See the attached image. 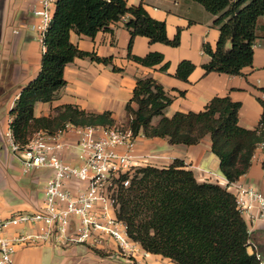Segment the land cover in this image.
<instances>
[{
    "label": "trees",
    "instance_id": "1",
    "mask_svg": "<svg viewBox=\"0 0 264 264\" xmlns=\"http://www.w3.org/2000/svg\"><path fill=\"white\" fill-rule=\"evenodd\" d=\"M192 1L215 17L214 26L220 32L215 48L204 45V53L210 57V62L202 66L205 74L243 75L244 69L253 66L256 25L264 18V0ZM125 19L130 33L128 60L168 73L170 63L162 54H132L136 37L148 38L153 44L180 46V32L170 40L166 23L153 19L142 2L130 6L127 0H59L46 34L41 71L22 89L10 112L11 132L21 150L38 131L54 136L66 125H117L111 112L89 113L74 105L58 107L42 117H35L34 110L37 103H50L57 97L67 84L65 69L76 59L90 58L123 73L113 58L82 51L71 35L93 39L100 32H113L114 25ZM195 69L194 63L183 60L174 77L189 82ZM261 92V120L256 129L247 130L239 126L242 105L228 96L213 98L201 112L167 117L165 111L173 100L164 86L153 77L137 78L125 107L129 117L125 126L146 139H168L170 145L198 146L209 136L212 154L219 159L220 171L230 184L248 173L256 149L264 145V89ZM155 117L160 121L153 125ZM118 203V217L126 223L128 236L149 254L174 264H262L257 246L252 245L253 253L249 251L251 234L233 192L218 182L200 183L182 160L164 168L139 167Z\"/></svg>",
    "mask_w": 264,
    "mask_h": 264
},
{
    "label": "crops",
    "instance_id": "2",
    "mask_svg": "<svg viewBox=\"0 0 264 264\" xmlns=\"http://www.w3.org/2000/svg\"><path fill=\"white\" fill-rule=\"evenodd\" d=\"M127 2L130 6L142 2L153 19L165 22L170 40H174L180 32V46L176 48L153 44L145 37H136L132 46V54L137 57H145L149 53L162 54L165 61L170 63L168 73L160 72L159 67L150 69L128 60L130 33L125 28L127 19L114 25L113 32H100L93 39L72 33V42L82 51L96 53L102 58H113L114 64L124 72H113L90 58L76 59L65 69L66 86L52 102L37 103L35 117L49 116L58 107L74 105L89 113L111 112L118 124L125 125L129 120L125 107L133 96L136 79L153 77L164 86L173 100L165 111L167 117L176 113L201 112L213 98L228 96L233 102L242 105L239 126L247 130L258 127L263 114L258 98L263 97L261 90L264 89V18H260L256 25L252 67L244 69L241 76L206 75L202 66L210 62V57L204 53V45L215 48L220 36L218 28L214 26L213 15L192 0ZM39 5V0H0V219L9 218L16 212L39 210L44 201L46 182L52 175L51 171L45 169L25 174L18 155L12 150L9 137L12 136L10 125L13 121L10 112L22 89L36 79L41 71L44 50L38 40V33L32 30L33 25L40 23V19L34 15ZM16 31L19 33L16 34ZM183 60L196 65L189 82L174 77ZM159 121L160 117H155L152 124L156 125ZM62 140L71 145L60 153L62 159L78 164L75 148L77 135L70 131ZM134 155L140 167L154 159L168 161V165L179 159L194 172L200 183L218 182L225 186L227 182L220 171L219 159L212 154L209 136L198 146L170 145L168 139L140 137ZM148 158L149 161H145ZM263 161L264 149L258 147L251 168L239 181L264 193ZM245 220L251 234L250 252L253 253V246H257L264 264V222ZM22 230L12 229L6 235L12 237ZM109 246L102 252L110 256L104 258L92 248L78 246L82 247L81 253L85 257L72 264H174L162 256L147 253L139 244L134 256H124L118 253L114 244ZM42 251V248H19L14 259L18 264H42ZM78 251L72 249L66 253L68 257L61 264H66L70 256L78 254ZM60 254V251L52 252L53 258Z\"/></svg>",
    "mask_w": 264,
    "mask_h": 264
},
{
    "label": "built area",
    "instance_id": "3",
    "mask_svg": "<svg viewBox=\"0 0 264 264\" xmlns=\"http://www.w3.org/2000/svg\"><path fill=\"white\" fill-rule=\"evenodd\" d=\"M58 1L39 0L40 5L34 10L40 23L33 25L32 30L38 33L44 51ZM70 131L78 137L75 146L78 164L68 163L60 155L71 147L62 140ZM9 137L25 174L45 169L52 175L46 182L39 210L16 212L0 219V264H18L14 256L19 248L42 246L56 250L75 246L106 249L114 244L119 254L134 256L138 243L128 236L126 223L118 217V200L140 167L134 153L142 135H135L125 125L83 128L66 125L54 136L43 131L34 133L22 150L13 135ZM258 147L264 149L263 144ZM225 185L233 192L245 219L264 222L263 192L239 180ZM12 229L24 230L7 236Z\"/></svg>",
    "mask_w": 264,
    "mask_h": 264
},
{
    "label": "rangeland",
    "instance_id": "4",
    "mask_svg": "<svg viewBox=\"0 0 264 264\" xmlns=\"http://www.w3.org/2000/svg\"><path fill=\"white\" fill-rule=\"evenodd\" d=\"M117 125H121V124H118V122L116 121ZM13 154V153H12ZM154 155H156V153H153ZM14 156V155H12ZM153 158V157H152ZM159 159H154V161H149V158L147 161L149 162H146L144 163V165H142V167H145V166H153V167H157V168H164V167H168L169 163L168 161L167 162H164L163 160L162 161H158ZM146 161V160H145ZM215 167L217 168L216 164H215ZM36 248H42L43 251H42V257H41V262L42 264H61L65 261V259H67L68 255L66 253L68 252H71L72 249H78V254L74 255V256H70V258L67 260V263L66 264H72V263H76L78 262L80 259L84 258V254L81 253V250L80 248L82 247H78V246H75V247H67L65 249H61V250H56V249H53L51 247H45V246H42V247H36ZM71 249V250H70ZM53 251H60V255L57 256V258H53L52 256V252ZM92 251H95V252H100L101 253V256L104 258V257H108L110 256L109 254H105L103 253V249H93L92 248ZM249 251H252V247L250 246L249 248ZM63 254V255H62ZM126 262V261H124ZM102 264H108L107 262H102ZM111 264H117V263H111Z\"/></svg>",
    "mask_w": 264,
    "mask_h": 264
},
{
    "label": "bare ground",
    "instance_id": "5",
    "mask_svg": "<svg viewBox=\"0 0 264 264\" xmlns=\"http://www.w3.org/2000/svg\"><path fill=\"white\" fill-rule=\"evenodd\" d=\"M146 161L148 160V159H145Z\"/></svg>",
    "mask_w": 264,
    "mask_h": 264
}]
</instances>
